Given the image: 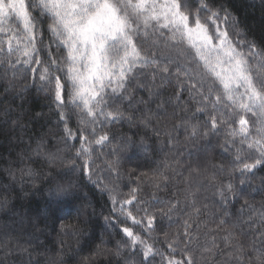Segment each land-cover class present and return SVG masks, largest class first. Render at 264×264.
Instances as JSON below:
<instances>
[{
    "label": "snow or ice",
    "instance_id": "snow-or-ice-1",
    "mask_svg": "<svg viewBox=\"0 0 264 264\" xmlns=\"http://www.w3.org/2000/svg\"><path fill=\"white\" fill-rule=\"evenodd\" d=\"M0 79L8 83L5 91L15 90L17 80H30L48 94L64 147L46 151L41 136L19 159L39 164L32 160L36 156L49 166L58 160L65 165L66 172L47 178L54 209L86 200L85 179L106 196L103 219L120 237L115 256L127 252L139 264H264V210L245 220L246 208L257 211L245 200L239 213H229V198L247 190L233 179L251 187L264 171V49L235 31L227 9L214 0H0ZM167 90L171 95L165 96ZM161 117L171 122L165 131L169 144L183 129L188 139L206 142L199 164L217 150L223 160L211 165L213 176H205L220 198V218L211 221L215 229L199 219V188L193 191L183 179L185 187L174 184L181 174L167 162L148 178L150 199L140 184L127 193L120 189V154L147 151V145L129 137L113 144L111 128L125 122L147 128ZM101 157H111L103 160V170L115 173V180L101 177ZM199 164L189 165V176L209 171ZM20 172L33 180L39 174L32 167ZM220 173L229 180L217 186ZM4 192L7 186L0 187ZM258 194H264V184ZM10 243L4 244L6 256L13 251Z\"/></svg>",
    "mask_w": 264,
    "mask_h": 264
},
{
    "label": "trees",
    "instance_id": "trees-1",
    "mask_svg": "<svg viewBox=\"0 0 264 264\" xmlns=\"http://www.w3.org/2000/svg\"><path fill=\"white\" fill-rule=\"evenodd\" d=\"M214 3L217 8L227 9L231 18L235 20V31L246 35L247 40L254 42L257 48L264 49V0H214ZM15 83V90L5 91L8 83L0 79V187L7 186V192L0 193V234L5 231L8 233L7 237L0 238V264H48L49 259L57 253H63L65 264H139V257L131 256L129 259L130 253L124 252L120 257L114 255L116 242L120 237L106 225L103 219L108 214L107 198L86 179L85 187L82 188L86 200L76 203L71 209H54L49 206L47 178L49 175L66 172L67 168L59 160L49 166L42 157L33 156L32 160L41 161L39 164H34L27 159L21 162L19 156L26 149L34 148L35 141L41 136L45 140V150L56 153L58 149L64 147L59 142L62 132L56 128L57 117L48 94L38 91V86L33 87L30 80H17ZM22 87L24 90L21 92ZM168 95H171L170 90L165 92V96ZM170 114L171 109H169ZM74 123L75 121L73 125ZM157 129L161 130L159 136L156 135ZM170 130L171 122L163 117L160 118V123L154 120L153 126L147 128L143 125L133 126L127 122L111 128L110 134L115 137L113 144L129 137L137 145L143 138L147 145V151L137 147L134 151L120 154L121 166L117 181L120 189L127 193L131 187L140 184L144 189L145 198L150 199L153 189L148 178L167 162L181 174L175 176L174 184L181 188L185 187V183H180L183 179L191 184L193 191L199 188L195 199L197 207L204 213L199 219L209 221L208 227L215 229L216 224L211 221H218L220 218V198L214 195L216 188L205 176H213L214 170L211 165L220 164L223 160L217 155V150L208 153L204 163L199 164L202 159L201 149L206 142L188 139L187 134L180 129L173 134L175 139L169 144L165 131ZM110 151L111 148L104 149L105 153ZM61 155L67 157L70 154L61 152ZM106 158L111 157H101L97 163L101 166L100 175L107 183L110 179L115 180L116 174L103 170L105 167L103 160ZM176 161L180 162L179 166ZM198 164L200 167H207L209 171L205 175H197L193 172L189 176V165L195 169ZM24 167L37 169L39 174L34 180L22 176L20 169ZM9 168L14 175L8 174ZM167 174L174 175L171 171ZM63 178L76 179L75 175ZM228 180L229 177L220 173L214 183L219 186L221 182L227 183ZM232 182L242 191L244 188L247 190L237 198H229L230 214L239 213L245 200L257 210L252 212L251 209L246 208L245 220L249 214L255 217L259 211L264 210L261 209V205L264 204V194H258L264 184V171L256 173L255 178L250 182L251 187H241L234 179ZM172 190L175 191V187ZM157 194L164 195V193ZM5 197L7 203L4 202ZM231 219L235 222V216ZM224 227L230 228L231 224L226 223ZM252 227L258 228L259 223ZM246 230H249L247 226ZM224 234V232L220 233V235ZM155 235L158 240H164L161 233ZM8 242H11L13 251L6 256L4 244ZM156 246L166 249L163 243H158ZM220 260L222 257L218 256L217 261Z\"/></svg>",
    "mask_w": 264,
    "mask_h": 264
},
{
    "label": "clouds",
    "instance_id": "clouds-1",
    "mask_svg": "<svg viewBox=\"0 0 264 264\" xmlns=\"http://www.w3.org/2000/svg\"><path fill=\"white\" fill-rule=\"evenodd\" d=\"M53 259H55L56 264H65V260H64V256L63 253H57L54 256H52L49 261L48 264H52Z\"/></svg>",
    "mask_w": 264,
    "mask_h": 264
}]
</instances>
